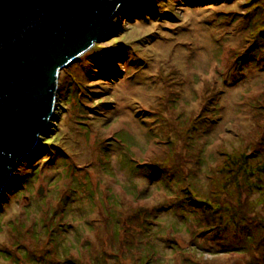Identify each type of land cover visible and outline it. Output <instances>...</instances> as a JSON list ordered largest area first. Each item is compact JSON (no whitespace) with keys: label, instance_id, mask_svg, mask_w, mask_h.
<instances>
[{"label":"rangeland","instance_id":"1","mask_svg":"<svg viewBox=\"0 0 264 264\" xmlns=\"http://www.w3.org/2000/svg\"><path fill=\"white\" fill-rule=\"evenodd\" d=\"M261 23L264 0L120 7L0 195V264H264Z\"/></svg>","mask_w":264,"mask_h":264},{"label":"water","instance_id":"2","mask_svg":"<svg viewBox=\"0 0 264 264\" xmlns=\"http://www.w3.org/2000/svg\"><path fill=\"white\" fill-rule=\"evenodd\" d=\"M132 1L0 0V195L47 128L60 70Z\"/></svg>","mask_w":264,"mask_h":264},{"label":"trees","instance_id":"3","mask_svg":"<svg viewBox=\"0 0 264 264\" xmlns=\"http://www.w3.org/2000/svg\"><path fill=\"white\" fill-rule=\"evenodd\" d=\"M206 11H211V12H215V13H217V14H220V13H222L221 11H219V10H217V9H215V8H208ZM228 23H230V22H228ZM207 24H208V22H207ZM210 24H212L211 22L208 24V25H210ZM261 25H263V27H264V24L263 23H261ZM229 34V33H228ZM264 37H261V36H258L257 37V40L255 41V43H257L258 45H255L256 47H254V48H252V49H250L249 50V52H246V54H248V57L249 58H251V59H254L253 60V62L252 63H254L256 60H258L259 62L260 61H263L264 60ZM254 43V42H253ZM223 53V52H222ZM221 57V56H220ZM219 57V58H220ZM256 59V60H255ZM257 62V61H256ZM142 70V69H141ZM76 94V92L75 91H73L72 92V94L71 95H75ZM120 135V134H119ZM118 135V136H119ZM117 135H116V142L117 143H120L121 145L124 143V142H126L125 140H127L128 138L127 137H124L123 135H122V138L123 139H121V138H119ZM262 138H264V133L262 134ZM120 140H122L121 142H120ZM129 140V139H128ZM126 143H128L129 145H130V143H129V141L128 142H126ZM122 146H124V145H122ZM261 151H262V148L261 149H259V150H257V151H254V152H251V154H249L248 156H245L244 158H243V160H245V162L247 161V160H249L250 158H252L253 156H258V161H260L261 163H263V165H264V156H263V154H261ZM133 162V161H132ZM259 168V170L261 169L260 167H258ZM254 170H255V167L253 168ZM259 170H256L255 172H253L252 171V173L251 172H247V179L248 178H253V177H257L258 176V171ZM264 170L263 171H261V175L264 177ZM262 176H260V180H257V181H259L258 183H261L262 184V182H263V177ZM238 179L236 178V181H237ZM88 180H84L83 181V183L84 184H88ZM78 185V184H77ZM89 185V184H88ZM164 187H167L166 185H163ZM192 189H195L196 187H191ZM70 189V191L72 192L73 191V193H78L79 191H80V189H79V187H70L69 188ZM73 189H75V190H77V191H75V190H73ZM238 191V190H237ZM86 192H88V193H90V190H86ZM71 194V193H70ZM72 195V194H71ZM181 202H183V201H181ZM198 205V204H197ZM200 206H202V205H200ZM204 207H206V206H204ZM207 208V207H206ZM206 210H208V208L206 209ZM250 238V236H246L245 237V240L246 239H249ZM245 249V248H244ZM243 248H242V250H244ZM240 250V249H239ZM226 251H235V250H232V249H227ZM237 251V250H236Z\"/></svg>","mask_w":264,"mask_h":264}]
</instances>
